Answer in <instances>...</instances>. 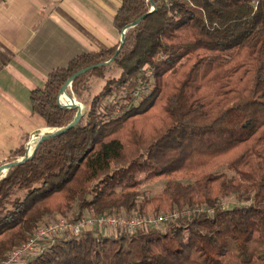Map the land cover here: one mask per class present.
<instances>
[{
    "label": "trees",
    "instance_id": "trees-1",
    "mask_svg": "<svg viewBox=\"0 0 264 264\" xmlns=\"http://www.w3.org/2000/svg\"><path fill=\"white\" fill-rule=\"evenodd\" d=\"M121 1L119 32L144 18L126 31L119 54L120 44L84 52L30 92L32 114L62 128L78 112L58 104L70 77L89 68L71 87L84 103L90 76L118 74L76 126L0 180V261L45 218L76 206L71 219L84 211L193 213L162 229L57 237L26 264H264V0ZM152 79L141 109L134 103ZM104 97L114 103L101 112ZM24 155L21 146L9 162ZM223 167L233 175L218 173ZM142 176L165 178L163 191L139 200ZM241 193L252 195L248 204L222 207Z\"/></svg>",
    "mask_w": 264,
    "mask_h": 264
},
{
    "label": "crops",
    "instance_id": "crops-1",
    "mask_svg": "<svg viewBox=\"0 0 264 264\" xmlns=\"http://www.w3.org/2000/svg\"><path fill=\"white\" fill-rule=\"evenodd\" d=\"M121 3L0 0V107L6 105L11 115H23L30 122L19 135L18 148L26 146V137L43 124L32 114L30 104L17 95V86L25 88L30 99V92L44 86L51 72L67 66L76 56L113 47L121 39L113 26ZM5 110L1 108L0 115ZM13 145L9 155L18 149Z\"/></svg>",
    "mask_w": 264,
    "mask_h": 264
},
{
    "label": "rangeland",
    "instance_id": "rangeland-1",
    "mask_svg": "<svg viewBox=\"0 0 264 264\" xmlns=\"http://www.w3.org/2000/svg\"><path fill=\"white\" fill-rule=\"evenodd\" d=\"M118 34H119V37H121L120 36L121 32L118 31ZM120 43H121V39L119 38L118 42H116V44L113 47H116ZM117 75H115L114 72H112V71L110 72L109 71V72L106 73V76L103 79L95 78V77L90 76L89 77V83H90V90L89 91L90 92H88V91L85 92L84 91V93H85V98L84 99L86 101V102L84 101V103L81 102L76 97V95L72 92L71 88L67 89L66 96L69 97L68 93H70L71 94V96H70L71 99H73L76 102L78 101V103L83 106L85 114H86L89 111L91 101L93 100V98L96 95H98L103 90V88L106 85L107 80L111 79L112 77H115ZM153 88H154V80L152 79L150 84H148L146 86V89L143 91V94H140L142 96H139L134 104L137 107L139 106V107H141V109L142 108L144 109L148 105V103L147 102L143 103V104L141 103V101L144 98L143 96L150 95V93H152V91H153ZM141 90H143V89H141ZM16 93H17V95L20 96L22 101L26 100L25 103L30 104L29 93H28V91H25V88H23L21 86L20 87L17 86ZM119 100H120V103H119L120 105H124V104L127 103L125 100H122L120 98H119ZM60 103L63 106L62 108H64V106H69V103L67 102V99L65 97H63V95L61 96ZM113 103H114V100H112L111 98L108 99V98L104 97L103 100H101V103H99L98 109L101 112H103V110L107 111L108 108L110 107V105H113ZM1 108H3V109L5 108L6 110H5V113H2L0 115V165L11 161V159L9 158V153H10L9 149L12 148L11 146L13 144H14L13 145V149H16V148H18L20 146L21 143H19V135H20V133L22 131H25V129H28L29 126H30V122L26 121L27 117L25 118V117H23V115L22 116H19V115L14 116L13 114L11 115V113L7 110V108H9V107L6 106V105H3V107H0V109ZM27 108H28V106H27ZM8 119H10V120H8ZM52 129H57V128H49V127L41 126V128H39L38 131L34 132L29 137H26L27 139L24 142V144H26V146H24L25 147V153H26L27 148L30 147L29 143H31V141L36 136L48 133ZM218 173H220V174L221 173H225L228 176H232L233 175V172L227 167L221 168L218 171ZM141 179H142V186L140 188V198H139V200H142L144 198H151V197H154V196L160 194L163 191V189H164V187L166 185V182H167L165 178H161V179H158V180H147V179L144 178V176H142ZM251 198H252L251 194H249V193H241V194H238V195H231L230 197L224 199L221 204H222V207L224 209H230V208H233L235 206L248 204L251 201ZM205 209H206L205 206L198 207V210H205ZM191 211H192L191 213H193V210H191ZM77 213H79L78 207L74 206L72 208V210H70L69 212H67L65 214H55V215H52V216H48L47 218L44 219L43 222L38 224V226L32 232L31 235H33L35 233L37 228H39L40 226H42L43 224H45L47 222H50L51 220L56 219L57 217H64L66 219H69L71 217L77 218ZM171 213H173V212L159 211V212H150L148 214H142L137 209H133L132 211H126V210H120V211L113 210L112 212L105 211L102 214H94V213H91V212L89 213L88 211H84V213L81 216V218L82 217H84V218L85 217H94V216H99V215H103V214H115V215L122 216V217H130V216L140 217V216H147V215H150V214L155 215V216H164V215H168V214H171ZM166 223L160 224L157 227L162 229ZM149 228L150 227H148L147 229H149ZM98 234H101L103 236H111L112 237V236H120L119 234H121V232L120 231H115V230H108V231H102V232L96 233V235H98ZM67 239H69V237ZM11 251H8L6 253L4 259H2V261H0V263H2L7 258V256L9 255V253Z\"/></svg>",
    "mask_w": 264,
    "mask_h": 264
},
{
    "label": "built area",
    "instance_id": "built-area-1",
    "mask_svg": "<svg viewBox=\"0 0 264 264\" xmlns=\"http://www.w3.org/2000/svg\"><path fill=\"white\" fill-rule=\"evenodd\" d=\"M183 213V214H182ZM190 215L189 211L178 212L164 216H130L122 217L115 214H103L94 217L66 219L57 217L37 228L35 233L21 246L13 249L0 264H26L28 260L38 255L43 246L57 237L81 236L91 232L108 230L133 234L148 227H157L179 216Z\"/></svg>",
    "mask_w": 264,
    "mask_h": 264
},
{
    "label": "water",
    "instance_id": "water-1",
    "mask_svg": "<svg viewBox=\"0 0 264 264\" xmlns=\"http://www.w3.org/2000/svg\"><path fill=\"white\" fill-rule=\"evenodd\" d=\"M155 10V7L152 6V11ZM144 17H142L141 19H139L138 21L130 24V25H127L121 32V43L115 53V56L114 58L119 54L123 44H124V41H125V34H126V31L130 28V27H134L136 26ZM114 58L105 63V65H109L113 60ZM89 70V68H85V69H82L80 70L79 72H77L76 74H74L72 77H70L67 82L65 83V85L62 87L61 91H60V94H59V97H58V104L60 107H63L60 103V99H61V96L62 95H65L66 96V92H67V89L71 88L72 87V83L73 81L83 75L84 73H86L87 71ZM69 95V93H68ZM71 95H69V98ZM64 108L66 109H77L78 112H77V115L75 117V119L73 120V122H71L70 124H68L67 126L65 127H62V128H57V129H52L51 131H49L48 133H45V134H42V135H39V136H36L32 141H36L35 144H34V148L33 150H29V148H27L26 150V153L25 155L21 158V159H18L16 161H13V162H7V163H4L2 165H0V180L5 177L6 173L13 167L19 165V164H22L24 162H26L27 160H29L30 158H32V156L36 153L37 149L39 148V146L41 145V143H43L44 141L46 140H49V139H52V138H55V137H59L61 135H63L66 131H68L69 129H71L72 127L76 126L81 120L82 118L84 117L85 115V111H84V108L81 104L77 103V104H69V106H64ZM31 141V142H32ZM31 144V143H29Z\"/></svg>",
    "mask_w": 264,
    "mask_h": 264
},
{
    "label": "bare ground",
    "instance_id": "bare-ground-1",
    "mask_svg": "<svg viewBox=\"0 0 264 264\" xmlns=\"http://www.w3.org/2000/svg\"><path fill=\"white\" fill-rule=\"evenodd\" d=\"M63 97H65V98L67 99V102H68L69 104H77V103H78V101L76 102V101H74L73 99H71V98H69V97H67V96H65V95H63ZM62 103H63V102H62ZM35 142H36L35 140L31 142L30 147H29V150H31V151L33 150Z\"/></svg>",
    "mask_w": 264,
    "mask_h": 264
}]
</instances>
